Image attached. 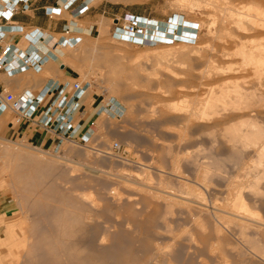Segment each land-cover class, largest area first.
<instances>
[{
	"label": "rangeland",
	"instance_id": "obj_1",
	"mask_svg": "<svg viewBox=\"0 0 264 264\" xmlns=\"http://www.w3.org/2000/svg\"><path fill=\"white\" fill-rule=\"evenodd\" d=\"M98 1L114 15L100 22L99 34L67 51L68 63L78 81L93 84L94 96L118 100L125 115L102 116L94 140L67 142L60 153L12 140L8 121L0 120V197L8 204L0 217V264H264V154L255 141L256 128L264 132V78L257 81L251 68L223 74L243 79L238 84L257 91L256 98L241 101L239 112L221 103L210 111L204 103L211 92L220 95L226 79L202 74L209 60L219 69L242 65L239 56L219 53L224 46L237 51L220 36V10H239L249 0ZM129 16L191 23L194 40L180 44L173 31L168 48L150 36L143 37L146 45L123 41L116 29ZM232 28L264 45L261 30ZM229 119L238 126L253 121L254 140L246 132L251 145L235 140ZM245 127L241 132L251 129ZM236 200L245 204L236 211L254 215L258 225L248 230L226 218ZM13 232L24 236L25 247L8 241Z\"/></svg>",
	"mask_w": 264,
	"mask_h": 264
},
{
	"label": "crops",
	"instance_id": "obj_2",
	"mask_svg": "<svg viewBox=\"0 0 264 264\" xmlns=\"http://www.w3.org/2000/svg\"><path fill=\"white\" fill-rule=\"evenodd\" d=\"M11 1H20L19 7H22V0H9V2ZM60 1L30 0V7L27 11H23L20 7L12 18L9 19V15L3 17L0 22V32L4 34L5 42L12 44L15 49L26 51L30 47V43L24 33L35 30L46 35L45 38L39 39V47L36 45L32 47L35 54H44L46 52L44 50H50V46L60 50L58 51L59 57L57 59L55 57L39 73L29 72L10 76L5 72H0V92L19 96L23 91L30 90L34 95H37L47 85L78 81L74 72L70 70L67 51L80 47L84 38L99 34L100 22L102 20L106 21L109 16L114 15V9L111 7L109 10L108 2L105 4L103 1L99 2L98 0H90L84 8L82 6L85 0H76L70 8L65 9ZM2 4V0H0V9L3 10L4 5ZM57 5L62 7L61 13L59 16H50V10ZM86 9L87 11L83 13ZM68 28L73 31V36L82 38L81 43L76 48H71L61 41L64 30ZM60 41L62 42L61 45H59ZM35 42H37V38ZM39 49L43 52H40ZM92 89L93 84L81 99V114L83 115L77 119V122L82 124L80 133L86 132L91 123L94 124V130H96L101 117L106 116L105 114L98 115V112L107 100L101 101L99 97L94 96ZM48 104L49 101L44 102L35 111L34 122L24 121L18 124L12 121L13 114L8 112L0 115V120L8 121L4 126L6 136L43 151L60 153L64 144L69 142L67 138L50 128L39 126L37 123L39 117L47 109ZM7 207L8 204H5L2 197H0V217L7 213Z\"/></svg>",
	"mask_w": 264,
	"mask_h": 264
},
{
	"label": "built area",
	"instance_id": "obj_3",
	"mask_svg": "<svg viewBox=\"0 0 264 264\" xmlns=\"http://www.w3.org/2000/svg\"><path fill=\"white\" fill-rule=\"evenodd\" d=\"M29 2L30 0H22V7H20L23 11L29 9ZM75 2L76 0H67V4L64 6L65 9L70 8ZM2 3L4 9H0V22L6 15H9V19L12 18L20 9V1L9 2V0H2ZM61 10L62 7L57 5L50 10V16H59ZM86 11L87 9L83 13ZM143 29L139 24L138 17H127V23L125 26L117 28L116 35H118L117 38L123 41L127 40L131 43L141 42L143 45H146L143 40V37H145L142 32ZM124 35H128V37ZM24 36L30 43V47L26 51L17 50L12 44L6 43L4 34L0 32V72H5L10 76L29 72L39 73L55 57V59L59 57L58 51L60 49H54V46H50V50H44L46 52L42 55H37L33 52L32 47L38 46L39 39L45 38V34L34 30L25 32ZM139 36L140 39L137 38ZM36 38L37 42H35ZM81 40L80 36H73V31L69 28L64 30V36L61 39L63 43L71 48H76L81 43ZM192 40L194 39L190 38L187 42H191ZM61 41L59 45L62 44ZM40 52L43 51L40 50ZM91 87V82L74 81L72 83H53L47 85L37 95H34L30 90L23 91L19 96L0 92V115L9 112L14 115L15 121L18 124L24 121L34 122L35 111L44 102L49 101L47 109L39 117L38 125L62 134L69 142L86 145L95 139L97 129L94 130V124L91 123L86 132L80 133L82 124L78 123L77 119L83 115L81 114V99ZM101 114H105L113 120H120L125 115V109L118 100L109 98L98 112V115ZM119 149L118 145L114 146V150L117 151Z\"/></svg>",
	"mask_w": 264,
	"mask_h": 264
},
{
	"label": "bare ground",
	"instance_id": "obj_4",
	"mask_svg": "<svg viewBox=\"0 0 264 264\" xmlns=\"http://www.w3.org/2000/svg\"><path fill=\"white\" fill-rule=\"evenodd\" d=\"M223 1V0H222ZM61 3H62V5L63 6H65L66 4H67V0H61L60 1ZM85 3H84V5L82 6L83 8L85 7V6H87V4L90 2V0H85L84 1ZM228 3H229V1H227ZM245 2H247V1H245ZM211 3V2H210ZM209 3V4H210ZM214 3H215V1H214ZM214 3H212L213 4V6L212 7H214ZM217 3V2H216ZM219 3V2H218ZM227 3V4H228ZM248 4H246L245 5V3L243 2V8L241 7L239 10H234V9H229V7H231V6H227V7H225L227 4L224 2V4H226L224 7L225 8H222L220 11H223L222 13H223V15H222V13H221V15H222V20H220V21H223V23L221 24L220 23V27L223 25V27H224V29L223 28H220L221 29V31H224V32H222V33H224V35H220V36H223V39L225 40H230V41H228V42H230V44H235V47L237 48V51H236V54H232L230 51H228L229 49H227V48H225V46L223 47L224 49L223 50H219L218 49V51H220L219 53H221V57L222 56H224V57H227V58H231V57H233V56H239L240 58H241V66H240V68H238V69H234L233 67V69L232 68H228V69H226L225 67V69H222L223 67H221V69H219V67L218 66H216V65H214V62L215 61H210L209 59V61L207 62V64L209 65V64H212V65H214V66H212V65H210L211 67H209V69H206V70H208V71H206V75L204 74V71H203V76L205 77V76H207L208 75V77L209 76H211V79L213 78L212 77V75H214L215 73H219V74H222V76H223V74L225 75V74H228V73H230L231 71L232 72H236V73H242V71H247V70H249L248 68H251L250 70L252 71L251 73H254L255 74V79H256V77H257V81H259V80H261L262 78H264V45L263 44H254L253 42H256L254 39H252V40H250V42H248V37H246L245 36V38H242V36L240 35L241 33H239V35L240 36H236L235 35V33H233L231 30H233V28L232 29H230L231 28V26L233 25V27H234V29H235V27L237 28V29H239V31L238 32H243V33H245V34H251V32L252 31H254L255 32V30H261L263 33H264V0H249V2H247ZM211 5V4H210ZM217 6V5H216ZM221 6V5H220ZM81 7V8H82ZM217 7H219V6H217ZM216 8V7H215ZM212 9H214V8H212ZM218 12V11H217ZM219 13V12H218ZM216 14V13H215ZM217 15V14H216ZM220 15V16H221ZM218 16H219V14H218ZM217 16V17H218ZM129 17H131V16H129ZM220 18V19H221ZM215 20V19H214ZM216 21V20H215ZM184 22V21H183ZM162 23V22H161ZM215 23H217V21L215 22ZM139 24H140V26L142 27V28H144L143 29V35H145V36H150L152 39H153V41L152 42H154V41H160V42H164V43H160L161 44V47H163V48H166V43H167V41H169L170 40V38H172L171 36V34L173 33V31H177L178 33H179V35H177L175 38H179V41H182V42H180V44H184V45H187V42L186 41H189V39L191 38V34H192V25H191V23H189V24H186V22L184 23L185 24V26L184 27H182L181 26V24H182V21L181 20H179L178 22H176L174 19L171 21V23H169V24H162V25H159L158 24V22H156V21H151V20H149V19H147V18H143V17H139ZM219 25V24H218ZM165 28H167V30H168V33L166 32V31H164V29ZM146 32H145V31ZM220 31V32H221ZM233 31H237V30H233ZM260 31V32H261ZM166 32V33H165ZM257 32H259V31H257ZM259 32V33H260ZM242 33V34H243ZM258 33V34H259ZM165 34V35H164ZM244 34V35H245ZM255 34V33H254ZM261 34V37L263 38V35L264 34H262V33H260ZM260 34H259V36H260ZM82 35V34H81ZM253 35V34H252ZM251 35V36H252ZM256 35V34H255ZM125 37H128V35H124ZM140 37V36H139ZM244 37V36H243ZM250 37V36H249ZM254 37V36H253ZM138 38V37H137ZM146 37H144V39H145ZM262 38H260V39H262ZM219 39V38H218ZM221 39V38H220ZM244 39H247V41L246 40H244ZM223 40V42L225 43V41ZM263 40V39H262ZM127 41V40H126ZM252 41V42H251ZM264 41V40H263ZM170 42H172V41H170ZM221 42H222V39H221ZM258 42V41H257ZM176 43V42H175ZM168 44V43H167ZM164 45H165V47H164ZM228 45H229V43H228ZM169 46V45H168ZM168 46H167V48H168ZM179 46H181V45H179ZM170 47V46H169ZM221 47V48H222ZM227 47V46H226ZM230 48V47H229ZM211 50H212V48H211ZM216 51V50H215ZM197 53L199 52V51H196ZM195 52V53H196ZM192 53V52H191ZM193 53H194V51H193ZM196 53V54H197ZM204 53V52H203ZM214 53V52H213ZM215 55V54H214ZM219 55V54H218ZM217 55V56H218ZM187 56V55H186ZM202 56V55H201ZM200 57V56H199ZM214 57V56H213ZM216 57V56H215ZM178 58V57H177ZM205 59V58H204ZM212 59H214V58H212ZM211 59V60H212ZM205 63H206V61H204ZM209 62H211V63H209ZM217 69H216V68ZM206 68H207V66H206ZM222 70V71H221ZM248 72V71H247ZM198 73H200V72H198ZM218 74V75H219ZM234 74V73H233ZM243 74H245L244 72H243ZM218 75H216V76H218ZM239 75V74H238ZM216 76H214L215 78H217ZM221 76V77H222ZM202 77V76H201ZM218 77H220V76H218ZM229 77V76H228ZM228 77L227 78H225L226 79V81H225V83H224V85L222 86V88H221V93H220V95L218 96L215 92H211L210 93V95H208L209 97H208V99H207V101L204 103V107H206V109L208 110V109H210V111H212L211 109L212 108H215L217 105L219 106L220 104L219 103H221V104H223V105H227V104H230L229 106L231 107V105L232 106H234V105H236V107H234V109L236 110V111H238L239 112V110H244V107L242 106V105H246V103H244V102H241V101H243V100H245L246 98H248L249 97V95L251 96V97H253L254 96V98H256V96H255V93L257 92V91H255V92H253V91H251V89H250V92H249V90L248 89H246V90H248V91H246V90H244L245 89V87L242 85V84H244V83H242V81H240V80H243V79H240L239 77V80L238 79H232V78H234V77H229V79H228ZM206 78V77H205ZM214 78V79H215ZM209 79V78H208ZM223 79H224V76H223ZM224 79V80H225ZM237 81H239V82H237ZM243 82H245V81H243ZM256 82V81H255ZM238 83H242V84H238ZM246 84V83H245ZM241 85H242V87H244V88H242L241 87ZM247 85V84H246ZM251 85V87H253L252 86V84H250ZM254 85V84H253ZM256 86L258 85H260L259 83L257 84H255ZM257 86V87H258ZM250 87V86H249ZM260 87V86H259ZM247 88V87H246ZM253 90V89H252ZM256 90H258V89H256ZM251 92H253V93H251ZM235 94V98L233 99V96L231 95V94ZM260 93H258V95H259ZM260 97V96H259ZM258 97V98H259ZM249 99H250V97H249ZM249 99H247V103H250V102H248V100ZM246 101V100H245ZM238 105H237V104ZM241 103H244V104H241ZM241 104V105H240ZM239 105L240 106H242V107H240L241 109H239L238 110V107H239ZM203 106V105H202ZM221 107V106H220ZM227 107H228V105H227ZM246 108H247V106H245ZM237 108V109H236ZM249 108V107H248ZM247 108V112H248V109ZM221 109V108H220ZM230 109V108H229ZM228 109V110H229ZM224 110V109H223ZM232 111H233V109H232ZM231 111V112H232ZM246 111V110H245ZM196 112V111H195ZM213 112H215V111H213ZM241 112V111H240ZM230 113V112H229ZM245 113V112H244ZM193 114V113H192ZM196 114V113H195ZM195 114H193V116L195 115ZM204 114V113H203ZM238 114V113H237ZM247 114V113H246ZM215 115H217V113L215 112ZM224 115V114H223ZM201 117V116H200ZM203 117V116H202ZM209 117V116H208ZM224 117V116H223ZM248 117V116H247ZM232 118V117H231ZM245 118V117H244ZM203 119H205V117H203ZM212 119V118H211ZM216 119H217V117H216ZM222 119H224V118H222ZM248 119H251V118H249L248 117ZM215 120V119H214ZM229 120H231V121H229ZM228 120V122H229V124L228 125H230L231 123L230 122H232L234 119H229ZM245 120V119H244ZM240 121H241V119H240ZM246 121V120H245ZM227 122V123H228ZM248 121H246L245 123H240V125L238 126V125H236V122L234 123V122H232L233 123V125L231 126V128H229L230 130L231 129H233V134H234V138H235V140H241V142H242V140H243V142L245 141V145H246V141L248 142V138H249V135L248 134H250L251 132H253V136L255 135L254 134V131H256V130H258L257 132H255V133H257L256 134V137H257V139H255V141H257L256 143H260L261 142V148H259L261 151L260 152H262L261 153V157H263L262 155L264 154V140H263V137H264V135H262V134H264V132L262 133V131H261V133H258L262 128V126L260 127L261 129L259 130L258 129V127L257 126H253V125H255L254 123H253V121H251L250 120V123L251 124H249V122L247 123ZM253 123V124H252ZM219 123H217V125H218ZM237 124H239V122L237 121ZM241 124L245 127L246 125L248 126V127H251V129L249 128V130L247 129L245 132H241V130L242 129H240V128H244V127H241ZM219 125H221V123L219 124ZM225 125H226V123H225ZM228 125H226V126H228ZM252 125V126H251ZM245 127V128H248V127ZM228 127H230V126H228ZM256 128V130H254L255 128ZM264 128V127H263ZM239 129V130H238ZM245 130V129H244ZM243 130V131H244ZM250 130H251V132H250ZM254 130V131H253ZM250 132V133H246V132ZM252 135V133L250 134V136ZM251 138H253L252 136H251ZM254 138H255V136H254ZM254 138H253V140H254ZM248 139V140H247ZM234 140V141H235ZM4 141V140H3ZM8 141V140H7ZM7 141H5V142H7ZM10 142V141H9ZM237 142V141H236ZM231 143H232V141H231ZM240 143V142H239ZM249 143V145H251L250 144V142H248ZM255 143V144H256ZM7 144V143H6ZM10 144H11V142H10ZM234 144V143H233ZM253 144V143H252ZM254 144V145H255ZM242 145V144H241ZM243 145H244V143H243ZM242 145V146H243ZM234 146V145H233ZM239 146V145H238ZM256 146H258V145H256ZM235 147H237V146H235ZM37 149V148H36ZM256 150V149H255ZM1 151V150H0ZM39 152H43V150H38ZM72 151V150H71ZM71 151L69 150V153H71ZM7 152L8 153H12V152H10V151H8V149H7ZM257 153H259V151L257 152ZM3 154H5V153H3ZM8 155V154H7ZM19 155H21V153L19 154L18 153V155L17 156H19ZM35 156V155H34ZM257 156H260V155H257ZM22 157V156H21ZM24 157V156H23ZM26 157V156H25ZM24 157V158H25ZM18 158V157H17ZM16 158V159H17ZM20 159H22V158H20ZM59 159V158H58ZM61 159V158H60ZM258 159H260V158H258ZM64 161V160H63ZM261 161H263V160H260V162ZM34 162V161H33ZM59 162V161H58ZM61 162V161H60ZM263 163V162H262ZM262 163H260V165H262ZM257 165H258V163H256ZM260 165L258 166V167H260ZM263 168V167H262ZM257 169H260V168H257ZM89 172H90V170H89ZM92 172V171H91ZM198 196V195H197ZM174 197V196H173ZM170 198V197H169ZM188 199V198H187ZM199 199V198H198ZM200 201V200H199ZM202 201H204V200H202ZM202 201L200 202V205L202 206L203 204H205V203H203L202 204ZM240 202V201H239ZM238 203V200H236V202H235V207H234V205L231 207V208H233V209H235L236 208V205H237V207H239V206H241L242 204H244V203H242L241 205H239V203ZM199 206V205H198ZM245 206V204L243 205V206H241V207H244ZM205 207V206H204ZM247 207V206H246ZM201 208V207H200ZM202 209V208H201ZM207 209V208H206ZM241 209V208H240ZM244 209H246V208H244ZM243 209V210H244ZM200 210V209H199ZM232 210V209H231ZM234 212H232V211H230V212H232V213H227L228 214V216H226V218H228V220H233V221H235V222H237V225H238V223L240 224V226H243L244 228H247V227H249V226H251V224H252V226H253V224H255V223H257V224H255V226L256 225H258V222H259V220H257V219H255L254 217V215L252 216L251 214H249L248 212H245V211H243V212H237L236 211V209L235 210H233ZM249 212H250V210H248ZM253 214V213H252ZM255 214V213H254ZM219 216V215H218ZM225 216H223V218H225ZM220 217H222V215L220 216ZM232 221V222H233ZM260 224L261 223H259V226H260ZM258 226V227H259ZM243 227H240V228H243ZM258 227H255V228H258ZM254 228V229H255ZM249 229H251L250 227L248 228V230ZM261 229V228H260ZM243 230V229H242ZM242 230H241V232H242ZM246 230V229H245ZM248 230H246V231H248ZM263 230V229H262ZM259 231H261V230H259ZM243 232H244V230H243ZM10 238L12 239V240H10ZM9 238V240L8 241H11V242H14V244H15V247H16V244H17V246L19 247V245H22L23 243H24V236L22 235V234H16V232H13V234L11 235V237ZM26 244V243H25ZM25 244L24 245H22V246H24L25 247ZM22 246H20V247H22ZM17 247V248H18ZM19 247V248H20ZM10 249H12V246L10 247Z\"/></svg>",
	"mask_w": 264,
	"mask_h": 264
},
{
	"label": "trees",
	"instance_id": "obj_5",
	"mask_svg": "<svg viewBox=\"0 0 264 264\" xmlns=\"http://www.w3.org/2000/svg\"><path fill=\"white\" fill-rule=\"evenodd\" d=\"M175 39H176V40H179V38H174L173 40H175Z\"/></svg>",
	"mask_w": 264,
	"mask_h": 264
},
{
	"label": "water",
	"instance_id": "obj_6",
	"mask_svg": "<svg viewBox=\"0 0 264 264\" xmlns=\"http://www.w3.org/2000/svg\"><path fill=\"white\" fill-rule=\"evenodd\" d=\"M176 42H181V41H177V40H176Z\"/></svg>",
	"mask_w": 264,
	"mask_h": 264
}]
</instances>
